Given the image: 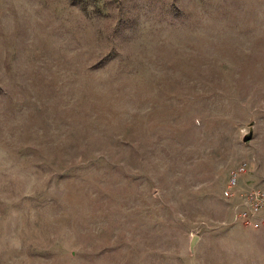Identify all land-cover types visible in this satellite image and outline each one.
Masks as SVG:
<instances>
[{
  "label": "rangeland",
  "instance_id": "obj_1",
  "mask_svg": "<svg viewBox=\"0 0 264 264\" xmlns=\"http://www.w3.org/2000/svg\"><path fill=\"white\" fill-rule=\"evenodd\" d=\"M241 163L264 188V0H0V264H264Z\"/></svg>",
  "mask_w": 264,
  "mask_h": 264
},
{
  "label": "built area",
  "instance_id": "obj_2",
  "mask_svg": "<svg viewBox=\"0 0 264 264\" xmlns=\"http://www.w3.org/2000/svg\"><path fill=\"white\" fill-rule=\"evenodd\" d=\"M245 170L246 163H241L230 172L222 194L226 200L234 204L232 218L235 223L241 222L244 227L259 230L264 228V188H240L239 178Z\"/></svg>",
  "mask_w": 264,
  "mask_h": 264
},
{
  "label": "water",
  "instance_id": "obj_3",
  "mask_svg": "<svg viewBox=\"0 0 264 264\" xmlns=\"http://www.w3.org/2000/svg\"><path fill=\"white\" fill-rule=\"evenodd\" d=\"M251 138H252V135H251V134H247V135H245V136L242 138V141H243V142H248V141L251 140ZM195 239H196V237H193V238L191 239V241H190V251H192V249H193V246H194V243H195Z\"/></svg>",
  "mask_w": 264,
  "mask_h": 264
}]
</instances>
